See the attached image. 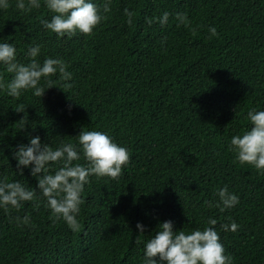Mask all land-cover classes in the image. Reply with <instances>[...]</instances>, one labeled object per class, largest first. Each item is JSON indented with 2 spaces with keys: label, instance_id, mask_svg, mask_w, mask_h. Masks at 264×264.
I'll use <instances>...</instances> for the list:
<instances>
[{
  "label": "trees",
  "instance_id": "16d2710c",
  "mask_svg": "<svg viewBox=\"0 0 264 264\" xmlns=\"http://www.w3.org/2000/svg\"><path fill=\"white\" fill-rule=\"evenodd\" d=\"M9 3L0 11V38L15 43L22 63L27 46L40 43L38 59H62L71 87L59 88L65 82L56 73L42 97L0 90V179L36 188L29 168L18 172L12 146L30 135L53 147L75 143L82 127L107 132L128 148L129 161L115 179L89 178L75 231L53 222L38 193L19 209H0V264H141L158 222L190 231L209 217L232 264H264V172L234 161L228 148L250 127L247 111L264 108V0H112L90 34L60 39L40 24L51 16L43 0L27 11ZM164 11L165 25L145 22ZM176 12L187 15L188 27L177 24ZM10 78L0 68V80ZM224 185L239 202L221 211L215 191ZM25 215L29 222L18 226L14 218ZM230 221L234 232L220 227Z\"/></svg>",
  "mask_w": 264,
  "mask_h": 264
},
{
  "label": "clouds",
  "instance_id": "9594fccd",
  "mask_svg": "<svg viewBox=\"0 0 264 264\" xmlns=\"http://www.w3.org/2000/svg\"><path fill=\"white\" fill-rule=\"evenodd\" d=\"M112 0H43V6L51 13L50 18L41 19L43 29L55 33L57 39L71 36L76 32L90 34L111 12ZM10 7L9 0H0V11ZM14 7L27 11L41 7L40 0H15ZM127 23L133 22V12L127 7L123 9ZM170 13L162 12L158 17H145L149 25L153 21L163 26L168 22ZM177 24L189 26L185 13L176 12ZM209 39L217 35L215 26H208ZM42 45L33 42L26 48L28 63L17 59L14 42L0 38V68L11 74L7 81L0 80V90H6L12 97H19L24 90H31L32 95L42 97L45 90L54 86L50 76L59 73V79L65 83L59 88L71 87V73L66 70L65 62L56 57L38 59ZM43 78L46 83H40ZM21 111V106H17ZM250 127L232 135L228 148L234 153V161L250 164L260 172H264V108H250L246 114ZM75 143L61 141L53 147L42 142L39 135H30L27 143H19L13 147L12 157L16 160V168L22 175L24 168L36 178V188H29L19 180L7 181L0 179V209L6 212L9 208L19 209L25 201H33L39 196L44 197L45 207L50 210L53 222L62 219L72 231L79 224L77 215L82 203L81 193L89 178L107 176L117 178L122 166L129 161V150L118 144L107 132L85 130L81 128L74 136ZM83 160L84 163L80 161ZM51 170V171H50ZM38 189V191H37ZM216 202L220 210L234 207L239 202L238 194L229 191L224 185L215 191ZM35 206V205H34ZM17 225L27 224L28 216L15 217ZM215 218L209 217L203 228L190 231L174 230L171 220L157 223L152 234L143 242L141 264H232V257L225 253L219 233L213 227ZM146 225L137 221L138 233H144ZM225 231H236L235 221L221 224ZM139 234L137 243H140Z\"/></svg>",
  "mask_w": 264,
  "mask_h": 264
}]
</instances>
